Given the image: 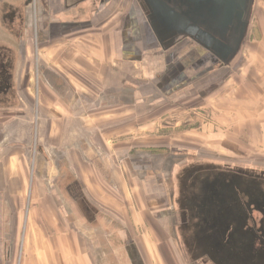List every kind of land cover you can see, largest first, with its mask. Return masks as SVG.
<instances>
[{"label": "crops", "instance_id": "crops-1", "mask_svg": "<svg viewBox=\"0 0 264 264\" xmlns=\"http://www.w3.org/2000/svg\"><path fill=\"white\" fill-rule=\"evenodd\" d=\"M127 2L0 0V264H196L181 231L166 235L173 206L135 125L236 77L221 105L242 141L264 145V43L219 82L216 65L232 63L162 46Z\"/></svg>", "mask_w": 264, "mask_h": 264}, {"label": "flooded vegetation", "instance_id": "flooded-vegetation-1", "mask_svg": "<svg viewBox=\"0 0 264 264\" xmlns=\"http://www.w3.org/2000/svg\"><path fill=\"white\" fill-rule=\"evenodd\" d=\"M134 1L151 28L161 23L155 13L163 8L160 2L165 3L172 18L180 25L189 21L187 27L191 28L174 44L188 40L203 53L199 62L229 65L238 53L228 62L221 55L226 47L236 46L245 20L250 23L255 0ZM5 55V46L0 42V67ZM204 180L192 185L195 190L182 191L178 225L182 240H186L179 244L183 255L191 254L196 264H246L248 254V264H264V175H242L231 182L220 178L215 184ZM237 236L239 242L232 243Z\"/></svg>", "mask_w": 264, "mask_h": 264}, {"label": "rangeland", "instance_id": "rangeland-1", "mask_svg": "<svg viewBox=\"0 0 264 264\" xmlns=\"http://www.w3.org/2000/svg\"><path fill=\"white\" fill-rule=\"evenodd\" d=\"M127 1V3L134 2V0ZM37 24L39 25L40 22ZM31 26L32 34L35 36L34 22L31 23ZM42 27L44 26L42 25ZM262 29L264 30V0H255L247 35L241 47L242 53L228 67L222 68L215 64L213 75L216 81L220 82L228 72L231 73L237 69L247 46L249 47L254 42L264 43V35L260 37L259 34ZM255 39L258 42L254 41ZM175 51L181 55L193 54L196 60L203 54L188 40L178 43ZM21 55L19 53L17 57L21 58ZM25 71L27 76L34 79L35 67L27 66ZM238 84L237 78L231 77L226 82V90L222 91V88H216L207 99L197 97L182 104H175L172 108L169 107L167 110H162L161 113L158 112L157 115H151L145 119L144 123L136 124L134 127L132 136L135 143L150 142L149 151L152 158L150 173H160L164 178L160 182L165 188L168 204L173 206L168 218L171 224L167 229L168 234H166L170 238L180 236L179 203L184 189L195 190L192 185L199 184L202 179L212 180L215 184L216 179L220 178L229 182L232 178L235 180L242 178V175H264L263 143H254L247 139L242 141L243 134L242 132L240 134L235 125L238 121L236 109L231 107L227 109L221 105L223 94L228 91V88L234 91ZM141 126H144L142 131L139 130ZM211 135L214 136L213 141L210 138L207 139V136ZM223 136L229 137L230 142L222 143ZM164 144L180 145L183 148L180 153L175 155L173 150L164 147ZM156 145H160V147ZM233 188L236 187L232 186ZM176 225L177 227H175ZM238 238L239 236L234 237L232 243H236L235 241L238 243ZM175 250L178 254L177 249ZM1 252H4L3 249ZM5 252H9L8 246H6Z\"/></svg>", "mask_w": 264, "mask_h": 264}, {"label": "water", "instance_id": "water-1", "mask_svg": "<svg viewBox=\"0 0 264 264\" xmlns=\"http://www.w3.org/2000/svg\"><path fill=\"white\" fill-rule=\"evenodd\" d=\"M162 3L161 5L163 6L162 10H157L155 15L156 17H159L158 19L160 20V24L158 27H156L155 25L152 26L151 32L152 35L157 39V41L163 46L164 44H168V45H172L176 42V38L181 35L182 33L187 34L188 33V29L190 28L187 27L189 25V21L185 20L182 22V24L180 25L179 21H177L175 18L171 17V10L169 8V6H167L165 3ZM249 28V21L245 20L241 32L238 36L237 39V44L234 48H230V47H226V53L222 54V58L223 60H225V62H228L229 60H231L233 58V56L237 53L240 52L241 47L243 45V42L246 38L247 35V31ZM191 29V28H190ZM194 30V29H193ZM213 37L210 38V40L212 41Z\"/></svg>", "mask_w": 264, "mask_h": 264}]
</instances>
